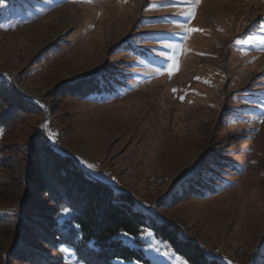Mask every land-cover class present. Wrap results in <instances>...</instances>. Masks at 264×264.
Listing matches in <instances>:
<instances>
[{"label":"rangeland","instance_id":"374dc122","mask_svg":"<svg viewBox=\"0 0 264 264\" xmlns=\"http://www.w3.org/2000/svg\"><path fill=\"white\" fill-rule=\"evenodd\" d=\"M165 43L184 50L171 78L155 71L171 54ZM98 80L100 95L64 93ZM0 81L5 98L18 91L50 109L45 119L28 101L38 110L29 106L0 130V264H82L34 229L42 225L34 215L49 207L34 195L32 148L49 136L88 176L107 174L96 180L127 193L150 227L176 228L218 264H264V0L2 1ZM140 165L169 181L148 191ZM189 176L212 191L177 198V182ZM143 230L122 239L149 264H189Z\"/></svg>","mask_w":264,"mask_h":264},{"label":"trees","instance_id":"16d2710c","mask_svg":"<svg viewBox=\"0 0 264 264\" xmlns=\"http://www.w3.org/2000/svg\"><path fill=\"white\" fill-rule=\"evenodd\" d=\"M89 81L84 82L82 90L72 87L64 93L85 97L100 95V80L96 83ZM0 82L2 131L9 129L29 106L33 110L37 108L16 93H13L14 97L10 95L5 98L2 86L6 82ZM112 91V88L105 89V93ZM32 150L35 152L34 162H37L33 181L34 195L43 199L49 207L42 211L46 217H42V214L34 215L42 224H36L40 228L34 229L46 246L54 249L70 248L71 253L82 264H114L117 261L149 264L143 251L139 247L129 246L120 234L127 232L132 237H137L141 230L151 229L155 238L167 242L173 252L189 264H218L208 258L197 244L175 236L178 231L176 228L166 223L150 227L147 223L149 217L140 209H132L135 202L127 193L116 191L111 186L90 178V175L86 176L72 156L52 149L42 137L38 138ZM1 163L0 161V165ZM175 188L177 198L203 196L206 190L212 191L211 185L203 177L192 176L180 181ZM45 193H51L55 203ZM61 207H69L70 214L61 215ZM135 244L140 245L138 241ZM29 261L31 262V258ZM39 262L50 261L40 256Z\"/></svg>","mask_w":264,"mask_h":264},{"label":"snow or ice","instance_id":"6c2138e0","mask_svg":"<svg viewBox=\"0 0 264 264\" xmlns=\"http://www.w3.org/2000/svg\"><path fill=\"white\" fill-rule=\"evenodd\" d=\"M83 2H87V3H91L92 0H83ZM122 2H127V0H122ZM200 3V0H196V5H198ZM0 4H2V0H0ZM193 5H189L188 6V11L182 13L183 16H185L186 18H191L194 16V12H193ZM186 23H190V20H186ZM181 27L184 28V31L191 34L192 32H197V31H202L201 29H193V28H187L184 27L183 25H181ZM183 39V37H182ZM164 48H167L170 50L171 54L170 55H166V61H165V67H157L155 69V71L157 73L162 74L165 70H167V74L169 76V78H171V76L174 74V72L177 69V64H176V58H177V50H179L181 53L184 51L182 48H180V45L178 44H174V43H165L163 45ZM199 79V78H197ZM205 83H207V81H205ZM173 91L175 92L176 89H173ZM181 100H183V97H181ZM258 108L264 109V99H261L259 104L257 105ZM260 122L264 123V114H262L261 118H260ZM43 127V125H42ZM48 139L52 142L55 143V138H53L52 136H49ZM81 164L83 167H85L87 170H89V173L95 171V165L90 164V163H86L81 159ZM107 176V174H104V176H95L92 177L90 175V178L92 179H97V180H103L105 177ZM115 178H113L114 180ZM45 195L49 196L53 203H55V198L52 196L51 193H45ZM70 214V208L69 207H61V215L63 216H67ZM144 230H141V237H143L144 235ZM120 235H122L126 240H131L133 239V237L131 236V234L127 233V232H122ZM62 254L66 255L69 254L71 252L70 248H65V247H60L58 249ZM62 264H69V261L67 259H64L62 261ZM117 264H120L119 261H117Z\"/></svg>","mask_w":264,"mask_h":264},{"label":"bare ground","instance_id":"6f19581e","mask_svg":"<svg viewBox=\"0 0 264 264\" xmlns=\"http://www.w3.org/2000/svg\"><path fill=\"white\" fill-rule=\"evenodd\" d=\"M44 107V105H43ZM46 109V107H44ZM136 171V173L144 178L145 180V184L147 186V190L150 191V192H155L156 189H158L161 185H163L165 182H168L169 180L166 178V177H159V176H155V175H150L148 173H146L143 168L141 167V165L139 167H135L134 169ZM171 182V181H170ZM243 243H245V241H243ZM242 244V243H241ZM246 244V243H245ZM247 245H239V250H238V253H239V256L242 257V255L246 254V247ZM249 248V247H248Z\"/></svg>","mask_w":264,"mask_h":264},{"label":"water","instance_id":"95a60500","mask_svg":"<svg viewBox=\"0 0 264 264\" xmlns=\"http://www.w3.org/2000/svg\"><path fill=\"white\" fill-rule=\"evenodd\" d=\"M3 77L6 78V79H8V80L10 81V78H9L8 76L4 75ZM17 93H18L21 97H23L24 99H26L27 101H30V102H32V103H34V104H36V105H39V106H41V107H43V105H45L46 109L43 107V110H44V116H45V119L47 118V116H48V114H49V112H50V109H49V107H48V105H47L46 103H44V102H43L42 100H40V99L33 98V97H29V96H27V95H25V94H22V93L18 92V91H17ZM45 119H44V120H45ZM44 120H43V123H44ZM45 138H46V140H47V142H48V145H49L52 149H54V150H56V151H58V152H60V153H62V154H68V155L72 156L69 152H67V151H65V150H63V149H58V148H56L54 145H52V144L49 142V140L47 139V137H45ZM86 176H88V175L86 174ZM184 179H185V178H184ZM181 180H183V179H181ZM177 183H179V182H177ZM142 207H143V209H144L146 212L150 213V214H151V215H152L157 221H161V220L158 218V216H156V215L152 212V210H151L149 207H146L145 205H142ZM161 223H164V222H161ZM186 240H188V239H186ZM188 241H191V242H193V243L199 245L197 241H194V240H191V239H189Z\"/></svg>","mask_w":264,"mask_h":264}]
</instances>
